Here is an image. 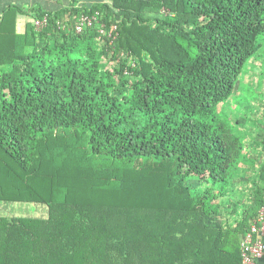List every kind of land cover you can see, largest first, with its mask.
I'll list each match as a JSON object with an SVG mask.
<instances>
[{"label": "trees", "instance_id": "16d2710c", "mask_svg": "<svg viewBox=\"0 0 264 264\" xmlns=\"http://www.w3.org/2000/svg\"><path fill=\"white\" fill-rule=\"evenodd\" d=\"M83 13L98 20L77 32ZM44 15L0 41V264H227L237 250L241 264L264 127L249 99L228 108L246 64L264 63V0H71Z\"/></svg>", "mask_w": 264, "mask_h": 264}, {"label": "rangeland", "instance_id": "374dc122", "mask_svg": "<svg viewBox=\"0 0 264 264\" xmlns=\"http://www.w3.org/2000/svg\"><path fill=\"white\" fill-rule=\"evenodd\" d=\"M181 7V4L179 5ZM180 9V10H179ZM27 14V11L24 12ZM33 12V14H35ZM176 14L184 15L181 8H177ZM246 70L243 71V73L240 76V82L238 83V87L236 89L235 95L237 96L236 101L233 105H231L230 108H228L229 111L238 112L242 111L239 106L238 109L236 107V103L238 99L242 100H250L251 104L254 105L253 108V117H257L259 121H261V125L264 127V63L262 64H254L252 61H249L246 64ZM255 87H257V90H255ZM257 95V97H261L262 100H254V97ZM256 106V107H255ZM223 109V106L220 107V110ZM232 109V110H231ZM251 111H249L250 115ZM259 128V127H258ZM247 145L245 147V152L249 153V155L252 156V141L253 138L251 135H248L246 137ZM264 155V153H263ZM263 160V157L260 155L258 157V161ZM260 162V161H259ZM243 165L246 164L245 162H242ZM245 166V165H244ZM11 204V205H10ZM7 209H11L10 211L14 212L13 208L16 209L14 213L19 214L22 211V215L24 216H34L36 211L35 205L33 203H9L5 204ZM9 206V207H8ZM26 213V214H24Z\"/></svg>", "mask_w": 264, "mask_h": 264}, {"label": "crops", "instance_id": "0c3cea01", "mask_svg": "<svg viewBox=\"0 0 264 264\" xmlns=\"http://www.w3.org/2000/svg\"><path fill=\"white\" fill-rule=\"evenodd\" d=\"M71 0H0V41H5L9 34H11L12 29H14L17 33L22 34L26 27L27 23L33 21L34 14L36 10H55L59 9L62 6H65L70 3ZM84 2H88V0H83ZM81 4V2H79ZM11 8L16 10L15 24L13 21V17L11 19L7 18L6 12ZM27 11V14L24 12ZM6 18V19H4ZM36 214L39 217L46 215L45 206H36ZM5 207V206H4ZM6 208V207H5ZM2 208H0V214L2 213ZM15 211L16 209L13 208ZM233 221L235 218L232 219ZM233 257L231 261L227 264H240V253L239 250L232 254ZM259 264H264V257L259 260Z\"/></svg>", "mask_w": 264, "mask_h": 264}, {"label": "built area", "instance_id": "2783aa9c", "mask_svg": "<svg viewBox=\"0 0 264 264\" xmlns=\"http://www.w3.org/2000/svg\"><path fill=\"white\" fill-rule=\"evenodd\" d=\"M97 15L81 14L75 23V30L82 32L86 27L92 26L98 20ZM34 24L37 29L46 27L48 16L34 18ZM240 249L241 264H259V260L264 257V205L253 219L250 228L242 234Z\"/></svg>", "mask_w": 264, "mask_h": 264}]
</instances>
